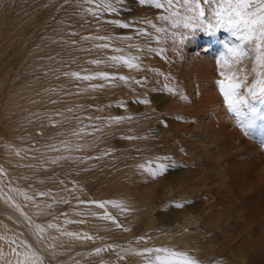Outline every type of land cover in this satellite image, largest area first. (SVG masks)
<instances>
[{"label": "rangeland", "instance_id": "1", "mask_svg": "<svg viewBox=\"0 0 264 264\" xmlns=\"http://www.w3.org/2000/svg\"><path fill=\"white\" fill-rule=\"evenodd\" d=\"M77 3L81 5L84 0L79 2L69 0L68 3L65 0H0V25L12 20H16V24L19 21L26 22L27 29L32 32L30 37L34 40L41 33L35 32L36 28L42 27L41 35H45L46 30L51 28L57 20L66 17ZM95 3V0L92 4L85 3L84 8L87 9ZM212 3L213 0H209L210 8H206L205 19L203 18L205 22L211 20L209 14ZM119 7L118 13H109L111 16L106 18L107 23L104 22V25L99 26H110L113 36L131 35V40L125 41L124 44H117L122 48L128 47L129 44L145 42V38L137 34V29L143 27L145 31H154L150 25L142 24V20L150 19L157 26L172 31L169 22L157 19L167 14L166 9L140 5L139 0H124ZM59 9H61L60 12ZM23 14L24 17L21 16ZM110 19L129 23L130 27L120 28L110 23ZM86 20L87 23L83 27L89 31L90 18ZM181 28L182 26L175 31L181 34L187 33V35L182 44L177 47L179 55L172 50L176 47L172 40H164L160 43L153 40L150 43L151 47H165L167 52L163 55L145 53L143 56L142 60L144 61L145 57L146 60L150 59L153 68L159 69L163 76L156 73L149 76V71L142 73V76L148 78V90L144 88V91H132L124 96L123 101L126 105L123 108L117 107V102L113 103L122 96L107 98L109 103L105 110L111 111L108 116L131 115L135 118L132 121L109 125L103 119L96 120L95 111L91 110L89 114L87 106L80 103L88 93V91H82L88 87V83L82 80L74 83V78L57 76L61 84L66 86L65 89L53 82L54 75L51 74L40 76L37 80L39 82L32 79L33 84L29 87H25L24 80L29 79L31 75L25 76L23 80L24 76L16 77L18 80L16 86L19 88L21 85L20 91L25 85L27 100L32 102L34 101L32 98L36 96L33 104L36 105L35 108H39V112H35L41 116L44 113H52V120L56 122L51 128L52 133L46 135L41 141L35 140L31 143L32 146L43 150L41 154L32 156L28 153L27 156L23 155L24 158L20 157L26 162L33 159L37 164H44L45 167L30 170L18 169L17 171L22 170V173L18 174L16 171L17 173L15 172L12 177L14 180L9 177V187L8 190L5 189L14 205H5L0 202V223L5 226V231L11 230V234L18 235L22 240L20 244L9 243L10 249L7 257L4 258L8 263H12L16 256L13 251L19 253L18 248L25 246L27 248L25 252L29 255L32 251L37 252L43 258L44 264H143V257L135 253L136 250L146 247H166L174 251L186 252L196 259L198 264H224L221 259L226 257L220 255L221 248L225 244L236 246L233 244L236 239L246 233L249 234L244 240L249 239L250 242L247 243L245 240V243H241L238 248L234 246L235 250L229 248L226 253L228 261L225 264L233 263L235 259H238L242 252L248 250L250 243L255 244V248L258 246L256 250L259 254L256 256L259 257L257 258L261 256L263 258L259 260L264 259V180H257L258 176H256L259 173L258 163L264 156V131H261L264 129V120L263 122L257 120L261 116L259 111H256L257 114L254 112L253 117L256 120L252 121L251 125L250 120L245 122L246 124H240L239 118L236 120L232 118L231 121L232 114L230 115L229 111L225 113L227 117L230 116L229 122L222 120V111L224 112L225 107L227 109V105L222 101H215V94L222 97L216 81L224 79L219 75L224 70L216 67V58L222 54L226 55L228 47L239 46L241 39L233 29L224 26L217 28L203 24L191 31ZM197 30L200 31L196 32ZM70 32L75 33L77 38L81 33L72 30ZM77 38L76 41H78ZM205 38H213L210 41L211 44H205L204 41H207L204 40ZM235 39H238L239 43ZM65 41L72 43L71 39H65ZM196 41H198L196 46L192 48ZM90 43L92 44L87 41L85 44L87 49H90ZM242 46L245 48L246 44ZM128 48L126 49L131 51L132 55L141 54L135 48ZM247 48L246 46L245 49ZM106 50L108 49L102 52L103 55L100 58L120 54L112 50L107 54ZM11 51V47L6 48V46L0 50V72L10 68L12 63L14 66L12 69L20 68L17 65L21 63V58L17 54H15L17 58L13 57ZM124 52L121 54L126 53ZM85 54L81 52V56H78L73 43L64 51L63 59L67 55L76 57L69 71L93 70L88 63L92 55ZM202 59L209 61L210 70L200 68L198 62ZM143 61L141 62L144 63ZM38 62L43 69L44 63L41 60ZM252 66V59L245 58L239 61L233 70L237 73V78L239 76L238 79L243 81L240 88L242 90H239L247 93L248 95H244L248 98L251 95L245 91V87L255 79ZM123 67V65L113 67L102 65L101 68L116 75H129L128 70L122 71ZM165 76L169 79L165 80ZM8 81L9 78H6L5 85ZM165 83L176 89V93L150 91L151 87L162 88ZM146 91L150 93V104L145 107L132 102L137 95ZM181 95L187 99H181ZM254 99L257 100H254L256 105L260 104L259 108L264 105L263 97L256 96ZM109 105L111 107H108ZM260 111L264 110L261 108ZM57 112L63 113V117L55 115ZM100 117H107V115L103 113ZM46 120H49V115L46 116ZM56 123H62L60 128L66 129L55 133L58 130ZM249 126L253 129L257 127L260 133L256 131L258 134L252 136L248 130ZM26 127V130H21V142L34 140L37 137L36 128L30 127L29 122ZM211 128L213 132H210ZM236 133H239L241 137L236 136ZM51 134L57 137L52 139ZM122 136L145 138L126 140L122 139ZM62 142H67V145ZM78 143L88 145L80 150L81 152L78 151L79 155L74 147ZM48 145H56L59 151H51ZM108 149L114 151L102 159H93L84 164L63 161L52 165L47 162L53 156L96 157ZM17 150L24 149L18 146ZM45 153L48 155H43ZM160 156L171 157L175 167L155 178L135 167L137 164ZM11 171V168L4 169V173L8 176ZM60 181H64V184ZM73 189L75 190L72 191ZM41 191H50L52 195L37 196L36 193ZM21 192L32 196L36 204H52L49 211L55 213V218L34 215L36 209L33 201L25 200ZM61 198L67 199L69 203H53V199ZM79 200H112L117 203L99 208L96 205L79 204ZM176 204H180L181 207H176ZM16 205H19L21 211L16 210ZM21 212L30 217L33 224L38 223L45 227L43 237L47 240V247L41 244L38 237L32 233L28 226L30 224L27 220L25 221ZM105 212L112 219H105ZM190 215L195 222L188 224L186 218ZM65 220L69 223L65 224ZM77 221H83V223ZM49 222L58 224L61 231L47 229L46 225ZM61 232H71L76 235L66 236L61 235ZM84 235L91 236L92 239L81 238ZM140 237L144 239L141 240ZM96 248H101V252H95ZM249 258L246 261L250 264L254 262V264H264V260L259 262L254 261L252 257Z\"/></svg>", "mask_w": 264, "mask_h": 264}, {"label": "snow or ice", "instance_id": "2", "mask_svg": "<svg viewBox=\"0 0 264 264\" xmlns=\"http://www.w3.org/2000/svg\"><path fill=\"white\" fill-rule=\"evenodd\" d=\"M66 3L69 0H65ZM79 2V0H78ZM84 3L92 4L93 0H84ZM124 3V0H96L95 8L89 7L84 9L86 13L91 14L92 16H99L101 13H118L120 11V5ZM140 5H152L156 9H166L167 14L161 15L157 19L162 21H167L170 24L172 31L166 29L165 27H159L153 23L150 19L142 20V24L150 25L154 31H145L143 27L136 30L137 34L145 38L143 44H129L128 47L135 48L141 54L131 55V54H114L106 55L103 58L92 59L88 61L91 65H108L110 67L123 65L129 70H132L136 73L143 71L141 61L145 53L151 54L155 53L157 55H163L166 52L165 47H151L150 43L155 40L158 43L163 42L164 40H172L176 47H173V51L177 52V47L182 44L183 39L186 38L187 33L181 34L175 29H178L182 26L185 30H193L196 27H199L203 24H206L208 27H228L234 30L236 34L241 39L242 45H247V50L241 46L228 47L227 54L220 55L216 58V65L218 68L225 69L227 66L232 65L233 63H238L245 58L252 59V73L255 76V79L252 80L251 84L245 87L246 91L253 97L261 96L264 97V0H213L211 5V20L208 22L204 21L205 10L209 7V0H139ZM110 23L119 26L123 29H128L130 27L129 23L122 22L119 19L112 20ZM75 35V33H72ZM159 34H164L163 36ZM131 36H113V35H89L82 36L81 40L88 42L100 41V43H92V48L95 49H111L115 53H123L124 48L116 46L118 43H124L125 41L131 40ZM254 42V43H253ZM73 44H76V41H72ZM84 51H90L91 49H82ZM177 55L179 53L177 52ZM150 73H156L163 76V73L160 72L157 68H148ZM243 71V70H241ZM86 73V74H84ZM62 75L69 78H74L76 80L82 81H93L101 80L107 83H90L87 88L82 91H96L104 89L108 86V83H111L112 86H116L115 82H122L124 85L129 87L133 92H136V88L133 85L140 86L141 88L148 87V78L147 76H140L137 78L135 75H116L115 73H110L109 71H95L91 72L87 69H82L81 71H64ZM224 79H219L216 81V84L219 87V92L223 97L224 104L227 105L229 112L237 110V105L243 100V97L238 95V90L242 87L243 81L237 78L235 71L225 72L221 71L219 73ZM165 80H168L169 77L165 76ZM150 91L160 92L167 91L169 93L175 94L176 89L170 87L167 83L163 85L162 88L151 87ZM143 98L140 95H137L132 101L134 103H139L142 105L150 104L148 99L147 92H144ZM181 99H187V97L181 95ZM55 103V101H53ZM117 107H125V101L120 100L116 104ZM108 107H111L109 105ZM71 111V109H69ZM55 115H60L59 112ZM91 119V117H89ZM96 120H105L107 124H119L123 121H132L135 119L131 115H115L107 117H96ZM180 119V117H177ZM49 120H52V116H49ZM163 123V121H161ZM75 135V133H74ZM122 139L134 140V139H144L145 137H136V136H122ZM67 145V142H62ZM51 151H59L54 145L47 146ZM76 151H80L86 147L87 144H76ZM113 149H108L101 153L100 156H53L50 157L47 161L52 165L59 164L62 161H72L74 163L84 164L87 161L96 159H102L104 156H107ZM155 165V166H153ZM137 169H142L144 172L148 173L151 177L155 178L157 175L164 174L168 169L174 168L175 163L171 161L169 156H160L156 157L153 160H148L145 163L135 165ZM86 170V169H85ZM61 184H64V181H60ZM75 184V182H73ZM73 189L72 191H74ZM16 191V190H14ZM24 196L25 200H32L33 206L36 209L34 215L36 216H52L55 218V213L49 211L52 208V204H36L33 197L29 196L23 192L20 193ZM39 197L51 196V192H37ZM54 204H68L67 199H53ZM116 201H99V200H79V204L82 205H96L99 208H104L107 204L116 205ZM16 210L21 211L19 205H16ZM176 207H181L180 204H176ZM21 215L25 217L29 224H33V220L28 217L26 214L21 212ZM105 219H112L111 216L105 212ZM78 223H83V221H77ZM65 224L69 221L65 220ZM119 227V225H117ZM47 229H54L58 232L61 231L60 227L56 223H47ZM35 234L38 238H42L43 233L45 232V227L41 224H34ZM61 235L74 236L76 234L71 232H61ZM83 239H92L91 236L84 235L81 237ZM139 239H144L140 237ZM13 243H15L13 241ZM111 247V245H109ZM95 252H101V248H96ZM13 254L17 256L16 264H44L43 258L35 251H32L29 255L28 252L17 253L15 250ZM137 255L143 257V264H170V257H178L183 261V264H198V261L188 255L186 252L174 251L166 247H146L139 250H136Z\"/></svg>", "mask_w": 264, "mask_h": 264}, {"label": "bare ground", "instance_id": "3", "mask_svg": "<svg viewBox=\"0 0 264 264\" xmlns=\"http://www.w3.org/2000/svg\"><path fill=\"white\" fill-rule=\"evenodd\" d=\"M95 2H96V0H95ZM95 6H96V3L93 6L91 5L92 8H95ZM84 7H86L85 3H81V5H79L77 3V6H74L68 12L66 17H64L62 20H57L52 25L51 28L47 29L45 32V35H41V33L43 31L42 27H39V29L36 28L35 32H41V33H40V35H37L34 38V40L32 37H30V35H32V32L29 29H27L28 24L26 22L19 21V23L16 24V20H12V21L8 22L7 24L0 25V50L3 49L5 46H6V48L11 47V50H12L11 53L13 54V57H16L15 54H17L18 57L21 58V63L18 62L21 65L20 64L17 65V67L20 66L19 69H16V67H15L16 70L12 69V66H13L12 65L13 63H12L10 65V68L3 70V71L1 70V72H0V171H2V175H0V200H1L0 202L1 203L3 202L5 205H14L12 198L8 195V192L5 191V189L8 190V187H9L8 180L13 179L12 178L13 174L18 169L25 168V169L30 170V169H37L40 167L41 168L45 167L44 164L39 165L33 159L28 160V162H26V161H22L20 159V157L21 156L23 157V155L25 156L28 153L32 154V156L33 155L35 156L36 154H41V151H43V150H41V148H36V146H32L31 143L34 142L35 140L41 141L46 135H49L50 133H52L51 128L55 125V122H56L53 120H46V116L47 115L52 116V113H50V114H47V113L42 114L41 113L42 116L37 113V112H39V108L38 107L35 108L36 105L33 104L36 101V96L34 95L35 97L32 98L34 101H32V102H30V100H27L28 98L25 97L24 88L29 87L31 84H33L32 79H35L37 81L40 76L51 74V75H54L53 82L58 84L60 87H63L66 89V86H63L61 84L60 79L57 76L62 75V72H64V71H69L71 69V67L73 66L72 63H74L76 61L74 59V58H76L75 56H73V58H72V57L67 55L65 57V59H63L64 51L69 49V47L72 44L71 42L67 43V41H65V39H71V41H76V38H77V37H75V35H73L70 32L71 30L73 32H75V31L81 32L77 38L78 39V41H76L77 43L73 44L75 53L78 56H81V52L86 53L85 55L91 54L92 59H97V58L102 57L101 56V55H103L102 52L105 49L101 50V49L92 48V44L90 43L91 51L90 52L84 51L82 49H87V47L85 45L87 43V41L81 40V37L82 36H89V35H112V32H111L112 30H111L110 26L109 27L108 26H104V27L99 26V25H104V22L107 23L105 20H107L106 18L111 16V14L104 12V13H101L99 16H92L91 14H87L84 12V9H85ZM60 11H61V9H59V12ZM21 16L24 17V14ZM206 16H207V13H206ZM86 18H90V22H91L89 31L83 27L85 25V23H87ZM210 18H211V16H210ZM110 21H111V19H110ZM97 25L99 26V28ZM96 28H98V29H96ZM199 31L200 30H197L196 32H199ZM93 32H94V34H93ZM207 36H209V35H207ZM207 36H205V37H207ZM60 39H62V40H60ZM204 40H207V41H204L205 44H211L210 41H212L213 38H208V39L205 38ZM235 40H236V42L239 41L238 39H235ZM226 41H228V40H226ZM197 42L198 41L193 43L195 45L192 48H194L196 46ZM92 43H100V41H96V42H92ZM126 45H127V43H126ZM116 46H119V45H116ZM239 46L243 47L241 44H239ZM246 46H245V48H246ZM123 48H125V52H126V53L124 52L125 54L131 53V51H128L126 49L128 47L124 46ZM128 49H130V48H128ZM110 50L111 49L106 50L107 54H109L108 51H110ZM224 53H225V51H224ZM104 54H106V52ZM171 57H172V55H171ZM38 60H41V62L44 63L43 69L41 68ZM145 60H146V57L144 58V61L142 60L144 63L141 62L143 71L140 73H136L132 70L127 69L126 67H123L122 71L128 70L127 72L129 73V75H135L137 78H139V76L143 75L142 73H146L148 71V68L154 67L151 65L150 59L146 60V61ZM13 61H14V59H13ZM47 63L49 64L48 66H47ZM198 63H199L198 65H200V68H204L206 70L211 68L209 65V61L207 59H202ZM171 64H169V65H171ZM241 64H243V63H241ZM14 65H15V62H14ZM91 66L93 68V70L91 72L104 70L101 68L102 65H91ZM216 67H218V66H216ZM13 68H14V66H13ZM217 72H219V71H217ZM84 74H86V73H84ZM242 74H243V72H242ZM9 75H10V77H9ZM19 75L21 77L24 76V77H22V80H23V78H25V76L31 75V77L29 79L27 78L24 80V82L26 83V86L24 85L25 87L24 86L22 87L23 88L22 91H20L21 89H19V88H21V85L19 86V88L16 86L17 85L16 81L18 82V80H16V77ZM118 75H123V74H117V76ZM150 75H153V74L149 73V76ZM217 75H218V73H217ZM241 75H240V78H241ZM21 77H20V80H21ZM6 78H9V81L5 85ZM238 78H239V76H238ZM247 79H248L247 80L248 83H250L249 78H247ZM73 80H74V83L78 82L76 79H73ZM37 82H39V81H37ZM84 83H88V85H89L90 83L99 84V83H107V82H103V81L97 79V80H93V81H84ZM115 85L116 86H112L111 83H108V86H106L104 89L96 90V91H88L87 96L82 101H80V103L85 104L87 106V109L89 110V114H90L91 110L95 111V114H94L95 117H100V116H102L103 113L108 116L111 111L105 110V108L107 107V105L109 103L107 98H110V97L115 98V97L122 96V98H120L119 100L113 101V103H115V102H118L120 100H124V96H126L127 94L132 92V90L129 87H127L126 85H124L122 82L117 81V82H115ZM133 87L136 88V90H137L136 92H141L142 90L143 91L145 90L144 88H141L137 85H133ZM146 88H147L146 90H148V87H146ZM240 90H242V89H240ZM240 90H238V95L243 97V100H241V102L237 105L236 111L230 112V115L232 114V116H233V117L231 116V121H232V118H233V120L234 119L236 120L239 118L238 121L241 124V123H245V122L250 120L249 122L251 125V122L256 120L253 117L255 114L254 112L259 111V115H261V116L257 120L259 122H263L264 111H260V109L262 108V110H264V105H262L261 108H259L260 104L256 105L254 103L255 99L253 96H251V97H253V99H251L250 96L248 98L247 97L248 94L245 92H242ZM146 92L148 94V99H149L150 93H149V91H146ZM89 93H90V96H89ZM244 94H247V95H244ZM26 95H27V93H26ZM139 95L141 96V98H143V95L141 93ZM219 96H220L219 94H215V97H216L215 101L217 100L218 102H220V101L223 102V98L221 96L220 97ZM255 101H257V100H255ZM252 103H254V104H252ZM32 105H33V107L31 108ZM143 106L146 107L147 105H143ZM35 111H37V112H35ZM41 112H42V110H41ZM227 112H228V109H226V107H225L224 112L222 111V113H223L222 120H227L229 122L230 116L228 115L229 117H227L225 114ZM256 114H257V112H256ZM220 115H221V113H220ZM59 116L62 118L63 113L62 114L60 113ZM213 120H215L214 117H213ZM28 122H29L30 127L32 126V128H36L37 137L34 140H32V139H29L30 141L26 140L27 143L21 142L20 141V135H21V132L23 131L22 129H25V130L27 129L26 126L28 125ZM61 124L62 123H56L58 130H56L55 133H60V132H62V130L66 129V128H60ZM245 124H243V125H245ZM240 127H242V126H240ZM246 128H244V129H246ZM256 128L253 129L249 126L248 130H250V133H252L251 134L252 136L260 133V132H258L260 129L258 130V128H257V130H256ZM243 131L244 130H242V132ZM256 131L258 133H256ZM261 131L263 132L264 129H261ZM210 132H213V128H211ZM246 134H248V133H246ZM50 136L53 139L56 135L51 134ZM236 136L241 137L239 133H236ZM22 140H23V138H22ZM18 146L22 147L24 150H17ZM53 152H55V151H53ZM46 154L47 153H45L43 155H46ZM77 155H79L78 151H77ZM36 156H38V155H36ZM73 156H75V155H73ZM26 159H27V157H26ZM44 163H46V162H44ZM60 165H62V164H60ZM6 167L12 169L11 173L9 172L10 173L9 176L6 173H4V169ZM258 168H259L258 169L259 173H258V175L256 174V176H258L257 180L258 179L264 180V156L262 157L261 162L258 163ZM58 169H59V167H58ZM71 169H73V168H71ZM74 169H75V167H74ZM77 170H78V168H77ZM20 172L22 173V170H19L18 174ZM29 172L32 173V171H29ZM36 174H38V173H36ZM9 177H10V179H9ZM79 181H81V180H79ZM31 182H32V180H31ZM99 186H100V183H99ZM249 211H252V210L249 209ZM186 219H187L186 222L188 224L195 222V219L191 215L188 216ZM25 221H26V219H25ZM259 224H260V222H259ZM257 225H258V223H257ZM257 225H256V227H257ZM28 226L30 227V230L32 231V233L35 234L34 224H30ZM253 227L254 226H252V228ZM5 229H6L5 226L0 223V231L2 230V235L0 236V256H1L0 257V264H16V257L17 256H14V260L12 261V263H8L6 260H4V258H6L8 255V250L10 249L9 243H13V241H14L15 244L16 243L20 244V243H22V240H21V238H19L18 235L11 234L10 233L11 230L5 231ZM248 234L249 233L243 234L242 237L239 236L240 238L236 239L235 243H233V244H236V246L234 245L235 248L236 247L238 248L241 243H243V242L245 243V240L247 241V243L250 242L249 239L244 240V238L247 237ZM10 236L13 238H11ZM36 237H38V236L36 235ZM38 239L40 240L39 242H41V244H43L44 246L47 247V244H46L47 240H45V237L42 236V238H38ZM250 244H249L248 250L246 249V251L244 253L242 252L241 253L242 255L239 256L238 259H235L233 263H228V264H250L248 261H246V259H248L249 257H252L254 261L257 260L259 262L264 260V259H262L260 261L259 259H261L263 257L260 256V258H257L258 255L256 256V254H259L258 251L256 250V248L258 246H256V248H255V244H252V243H250ZM234 246L232 247V245L225 244L221 248V254L220 255H223L226 257L225 259H223V258L221 259L222 262L224 261V264L226 261H228V259H227L228 255L226 254L227 251H229V248L234 249ZM25 251H27V248L25 246H21L18 248L19 253H24ZM261 252H263V251H261ZM228 254H229V252H228ZM257 261H256V263H258Z\"/></svg>", "mask_w": 264, "mask_h": 264}, {"label": "clouds", "instance_id": "4", "mask_svg": "<svg viewBox=\"0 0 264 264\" xmlns=\"http://www.w3.org/2000/svg\"><path fill=\"white\" fill-rule=\"evenodd\" d=\"M254 43V42H253ZM236 67V63H233L230 66H227L224 70L225 72H232ZM170 264H183V261L178 257H170L169 258Z\"/></svg>", "mask_w": 264, "mask_h": 264}]
</instances>
